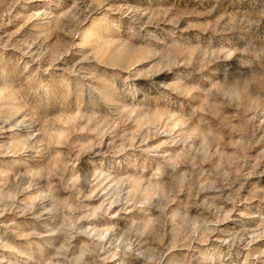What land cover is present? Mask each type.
Returning <instances> with one entry per match:
<instances>
[{
  "label": "rangeland",
  "instance_id": "374dc122",
  "mask_svg": "<svg viewBox=\"0 0 264 264\" xmlns=\"http://www.w3.org/2000/svg\"><path fill=\"white\" fill-rule=\"evenodd\" d=\"M0 264H264V0H0Z\"/></svg>",
  "mask_w": 264,
  "mask_h": 264
}]
</instances>
